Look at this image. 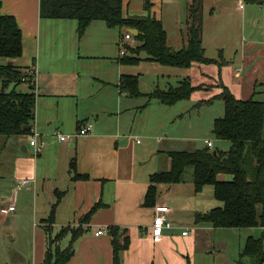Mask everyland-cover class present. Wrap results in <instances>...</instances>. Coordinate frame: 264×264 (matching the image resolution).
Wrapping results in <instances>:
<instances>
[{"label":"crops","instance_id":"obj_1","mask_svg":"<svg viewBox=\"0 0 264 264\" xmlns=\"http://www.w3.org/2000/svg\"><path fill=\"white\" fill-rule=\"evenodd\" d=\"M123 3L125 18L150 16L160 21L172 51L187 45L184 28L192 0H151L150 11L144 7L145 0H123ZM240 5L238 9L245 12L246 20L248 10L240 9ZM221 12L219 7L217 14ZM0 14L14 17L22 31L24 53L21 59L26 58L25 70L35 75L37 103L33 125L43 136L39 155L23 136L13 137L11 146L19 149L15 180L8 199L5 196L2 201L7 200L10 205L15 197L16 211L11 213L7 209L4 213L0 207V212L8 218L6 223L10 222L11 239L14 241L18 234L21 236V221L29 201L28 222L31 225L32 220L39 221L35 223L36 229L31 230L36 240L32 263L43 264L49 237L54 238L68 227L77 229L82 217L100 203L103 208L89 225L83 227L85 232L75 243L69 264H113L112 238L108 234L111 227L125 230L130 238V247L123 254L124 264H197L199 259L206 260L208 255L203 252L215 248L211 240L217 231L209 224L196 223V217L221 207L213 188L205 187L196 194L192 184L189 200L182 196L183 190L175 189L181 184L161 185L156 206L146 208L143 204L150 178L170 170L169 153L190 152V144L196 140L190 131L198 126L191 122L201 120L211 108L222 93L220 84L238 100L254 98L264 102V42L246 45L240 55L237 51L236 65L225 60L219 63L208 54L203 31L205 56L217 63L180 69L146 61L142 54L139 63L124 64L122 60L133 57L128 48L136 49L141 45L135 40L132 29H125V34L122 30L119 34L111 33L112 29L99 21L79 38L76 21L42 19L40 0H0ZM128 34L133 35V39L127 40ZM213 46L215 48L216 44ZM123 50L125 55L121 54ZM147 67L161 73L153 74L154 83L150 86L141 81ZM124 76H138L144 94L161 89L158 83L162 81L166 89L161 90H167L187 78L193 87L201 88L193 93L190 101L164 106L155 100L148 103L144 97L131 98L123 93L120 85ZM209 100H213L211 104L197 106L199 102ZM215 120L212 118V129ZM88 123L93 124L92 132L74 141L59 143L48 137L53 130L75 134ZM8 140L7 143L11 141ZM206 141L210 140H204L205 147ZM211 143L212 151L229 148L223 142ZM73 162L76 173L88 177L87 180H74ZM221 179L231 178L222 176ZM22 180H29L31 184L15 191V186ZM58 200L51 230L48 219ZM158 206L171 209L167 217L177 228L166 231L162 240L155 241L151 227ZM193 222L195 234L189 232L183 236L184 224ZM99 229H105V235L97 237ZM251 230L258 232L259 237H253L255 239L261 238L264 231L262 228ZM3 236L0 230V238ZM70 241L71 233L59 247L66 249ZM202 241L203 248L200 246Z\"/></svg>","mask_w":264,"mask_h":264},{"label":"trees","instance_id":"obj_2","mask_svg":"<svg viewBox=\"0 0 264 264\" xmlns=\"http://www.w3.org/2000/svg\"><path fill=\"white\" fill-rule=\"evenodd\" d=\"M246 1L263 3L264 0ZM201 2L202 0H193L189 7L186 22L187 45L179 51L169 48L167 32L156 18H125L123 0H40V16L48 20L76 21L79 38L87 33L94 22L99 21L110 29L137 30L138 35L134 38L141 45L136 49L128 48L133 57L122 60L124 64H137L142 61L140 56L144 54L146 61L165 67L188 69L195 64L217 63L205 56ZM144 7L146 11H150L151 0H145ZM23 53V34L16 19L0 14V137L30 135L31 130L24 129L35 121V75L16 65ZM10 63L13 65L10 66ZM25 84L28 85L26 92L21 90ZM220 86L222 93L216 98L223 102L224 114L214 121L212 135L218 142L227 145L230 143L228 150L212 151L206 144V147L195 151L169 153L171 168L150 178L143 206L154 208L159 197V186L181 184L186 171L193 169L195 193H201L205 187L212 186L215 199L222 204L207 214H199L196 223H206L214 229L264 230V102L254 98L248 101L238 100L225 85ZM199 88L193 87L191 80L187 78L167 90L156 89L144 94L141 92L138 76H124L120 85V90L131 98L144 97L148 103L155 100L164 106L190 101ZM212 101H202L197 106H207ZM72 172L74 180L88 179L76 173L75 162L72 163ZM222 176H229L231 179H221ZM58 202L59 200L53 206L48 219V229L51 230ZM101 208L103 206L99 203L82 217L77 229L68 227L54 238L50 236L43 264H69L74 256V245L85 232L83 227L91 223ZM69 233L71 241L62 250L59 243ZM108 234L112 238L113 264H124L123 254L130 247L127 232L111 227ZM246 257L252 258L255 264H264V231L259 239H247L240 255V263Z\"/></svg>","mask_w":264,"mask_h":264},{"label":"rangeland","instance_id":"obj_3","mask_svg":"<svg viewBox=\"0 0 264 264\" xmlns=\"http://www.w3.org/2000/svg\"><path fill=\"white\" fill-rule=\"evenodd\" d=\"M181 1L185 2V0ZM187 1L188 0H186V2ZM240 3H245L244 7L248 10L246 20L244 15L245 12L238 9ZM196 4H199V1H196ZM218 6L222 10L220 15L217 14L219 12ZM200 7L208 54L219 60V63L225 60L230 62L231 65H236L238 64V59L236 60V58H239L237 53L239 52L238 54L240 55L242 49L246 45L252 42H264V1L263 3H253L248 1L245 2V0H202ZM165 11H167V9L164 7V12ZM184 29L186 31V24ZM111 31V33L119 34L120 30L112 29ZM122 31L125 34V29H122ZM177 33L178 30L176 29V34ZM213 43L216 44L215 48ZM219 48L221 49L220 51H218ZM25 59L26 58H20L16 61V65L22 68V70L26 68L25 65H23ZM144 72L145 73L141 75V81L147 83L149 86L154 83L153 74H161L150 67H147ZM172 81H174V79H172ZM163 83V81L158 83L161 84V89L165 88ZM22 88L21 90L26 92L28 90V85L25 84ZM206 92L208 91H204V93ZM223 114V102L221 100H215L211 108L206 110L201 120L191 122L193 125L197 124L198 126L193 127L195 130L191 129L190 131L192 135L196 136V140L190 144L189 151H195L205 147L204 140L206 139L212 142L216 141L212 135V118H220ZM193 117L196 119L195 116ZM192 119L191 121H193ZM23 138L26 142L29 141L30 143L31 135H25ZM8 139H11L12 142L10 141L7 143L6 140ZM13 140V138L0 137V207L4 209V213L7 211L9 204L7 200L5 201L7 203L3 202L2 197L6 196V199H8L10 195L11 184L12 181L15 180L13 178L17 153L19 155V149L15 146H11L14 142ZM228 144L230 145V143ZM30 157L33 158V156ZM192 178L193 169H188L185 173L183 183H181L179 188H175L177 190H183L181 194L185 199L191 198L189 197V190H191L193 184ZM212 188V186L206 187L208 190H212ZM205 195H207V193ZM30 205L31 203L28 201V208H26L25 211V213H27L23 216L21 221V236L18 234L14 241L11 239L12 234L9 230L10 222L6 223L8 218H5L2 212H0V230L4 234V236L0 238V264H33L32 253L36 248V240L31 230L36 229V226H38L36 224H38L39 221L32 220L31 225L29 224ZM184 226H186L185 229H188L190 233L195 234L194 230L196 229V225L194 222L192 224H184ZM216 231V237L211 240L215 248L213 246L214 249H208L206 252L204 251L203 253L208 255V257L203 261L199 259L197 264H255V261L249 257H246L240 263V252L243 251L245 246L244 242L247 238L251 236L255 238L259 237L257 231L251 229H216ZM62 243L61 245L65 246L64 243ZM200 246L203 248V241L200 242Z\"/></svg>","mask_w":264,"mask_h":264},{"label":"built area","instance_id":"obj_4","mask_svg":"<svg viewBox=\"0 0 264 264\" xmlns=\"http://www.w3.org/2000/svg\"><path fill=\"white\" fill-rule=\"evenodd\" d=\"M244 4L245 3H241L240 9H244ZM126 39L127 40L133 39V35L131 34L126 35ZM121 54L125 55V51L123 50ZM92 130H93V124L88 123L84 125L83 127H81L75 134H65L59 130H53L48 135V137L55 138L59 143H68V142L74 141L75 139L79 137L88 135L89 133L92 132ZM42 137H43L42 134L39 133V131L35 129L34 125H32L30 145L31 147L35 149L36 155H39L42 153V147L40 144V139H42ZM205 143L207 144L208 147L213 146L211 141H206ZM30 184H31V181L22 180L19 184L15 186V191H19L22 188L29 186ZM8 210L11 213L16 211V198L15 197H12ZM170 212H171V209H169L166 206H158L155 208V217H154L153 225L151 227V235L155 241L162 240L166 231H170V230L177 228L175 224L173 223V221H171L167 217V215ZM189 232L190 231L186 229L183 232V236H187ZM103 235H105V229H99L96 232L97 237H100Z\"/></svg>","mask_w":264,"mask_h":264},{"label":"water","instance_id":"obj_5","mask_svg":"<svg viewBox=\"0 0 264 264\" xmlns=\"http://www.w3.org/2000/svg\"><path fill=\"white\" fill-rule=\"evenodd\" d=\"M131 32H132V34L134 35V37H137V35H138V31H137V30H131ZM12 65H13V63H10V66H12ZM31 129H32V125L26 127L24 130H26V131H30ZM215 155H216V153H215Z\"/></svg>","mask_w":264,"mask_h":264}]
</instances>
